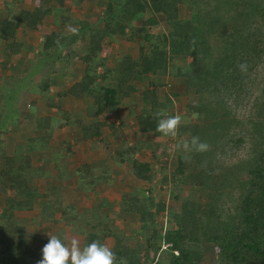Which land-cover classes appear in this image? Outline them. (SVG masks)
Segmentation results:
<instances>
[{"label": "trees", "instance_id": "1", "mask_svg": "<svg viewBox=\"0 0 264 264\" xmlns=\"http://www.w3.org/2000/svg\"><path fill=\"white\" fill-rule=\"evenodd\" d=\"M84 1L35 0L31 10L3 1L0 72H8V81L20 67L10 59L20 48L15 31L39 32L52 9L59 10L56 29L44 35L40 51L54 57L60 70L45 73L38 85L42 99L57 83L51 74L68 72V60L76 56L70 47L78 40L87 44L77 56L81 68L74 82L52 94L61 126L73 133L75 146L88 144L89 161L67 169L60 151L51 158L48 177L32 166L29 153L6 156L0 142V264H37L48 235L75 237L81 246L106 243L116 264L121 258L127 264H201L206 246L216 251L212 264H264V0H98L97 25L73 18ZM111 42L136 49L115 50ZM70 97L83 106L66 109L63 101ZM177 98L189 108L178 113L182 123L174 144L198 136L209 150L188 156L175 150L171 168L138 160L134 154L141 150L158 160L155 113L177 115ZM128 103L145 140L109 151L101 130L113 126L101 118ZM64 144L70 155L71 145ZM104 158L111 159V172L101 167ZM121 168L126 190L116 189L112 197ZM39 178L41 188L34 184ZM61 186L74 188L75 201H64ZM168 187L171 206L164 202Z\"/></svg>", "mask_w": 264, "mask_h": 264}, {"label": "crops", "instance_id": "2", "mask_svg": "<svg viewBox=\"0 0 264 264\" xmlns=\"http://www.w3.org/2000/svg\"><path fill=\"white\" fill-rule=\"evenodd\" d=\"M3 1L11 2L15 8L31 10L35 5V0H0V16H4L5 12L2 9ZM52 14L47 17L41 30L39 32L27 33L20 29L15 31V40L19 43L20 48L17 54L11 55V62L15 65H20L18 71L13 73L10 81L8 72H0V94L2 95V119L3 124L1 130H5V133L1 136L4 153L6 156H13L15 154L20 155L23 153H29L33 158L32 166H39L46 170L49 175L53 174V161L51 158L61 151L62 155L67 156L65 164L67 169H73L81 162H88V144H85L84 148L73 146L72 134L70 129L61 126V119L54 109V99L57 96H53L52 93L60 92L63 87H67L74 82V79L78 75V70L81 68L80 62L77 58L84 52L87 44L84 40H78V42L70 47L72 53L76 56H72L68 60L67 69L68 72L59 79V71L53 72L52 77H57L56 85L49 88V93L45 99L41 98V90L38 85L41 84L44 79L45 73L49 69L60 70V65L54 59V57L47 58L43 52L40 51L41 43L43 42L44 35L47 33L53 34L55 31L56 18L59 15V10L52 9ZM101 4L98 0H86L80 4V7L73 11V18L78 20L90 21L92 24L97 25L101 12ZM55 18V19H54ZM54 19V20H53ZM119 42L117 45H110L113 49L124 50L123 45ZM122 48H121V47ZM132 48V46H131ZM4 57V56H2ZM46 60L47 67H44L42 60ZM70 68V70L68 69ZM47 70V71H46ZM46 71V72H45ZM62 79V82L60 81ZM57 88V90H55ZM44 97V93H43ZM50 100L46 104L44 100ZM42 104V105H41ZM52 122V123H51ZM62 133V134H61ZM35 139L39 140V145L34 149H30ZM30 140L33 142L27 149V144ZM71 143V154H66L63 150L66 147L65 142ZM82 153V154H81ZM79 154L80 158L77 157ZM49 158V159H48ZM69 160V162L67 161ZM103 161V159H102ZM70 163V164H69ZM100 164V163H99ZM48 165L51 168H48ZM62 167V163H60ZM95 166L98 165L93 164ZM44 183L43 178H39L34 182L36 187ZM61 188H68L61 186ZM73 188V187H71ZM1 191V190H0ZM1 194V193H0Z\"/></svg>", "mask_w": 264, "mask_h": 264}, {"label": "rangeland", "instance_id": "3", "mask_svg": "<svg viewBox=\"0 0 264 264\" xmlns=\"http://www.w3.org/2000/svg\"><path fill=\"white\" fill-rule=\"evenodd\" d=\"M160 17L161 16H158L159 19H160ZM157 29H159V28H155L153 31L156 32ZM131 46H132V48H131ZM123 47H124V50L127 49L128 51L136 49V45L133 43H128ZM42 64H43V66L46 64L45 59L42 60ZM44 67H46V66H44ZM60 78H62V77H60ZM60 81L62 82V79ZM171 86H172L171 89H173L172 84H171ZM65 88H66V86L63 87L61 91H63ZM55 90H57V88ZM159 99H160V101H162L163 97L160 96ZM53 101L56 104L59 103L58 99H54ZM63 102L65 103L66 109H69V110H76L77 108L82 107L83 103H84V102L82 103L81 101H78V100L75 101L71 97L66 98ZM186 102H187V100L184 98L173 99V111H174V113L178 114V113H182V111L187 110L189 108V106H187ZM135 109L136 108L134 107V105H132V103H128L125 105H121L120 109L116 113V115L110 114V115H106V116L101 118L104 122H107V125L112 124V126H113V131L111 130V128H108V127L104 128V129L102 128V130H101L102 135L108 136V139L110 141L109 151L110 150L112 151L114 149H120L123 147H128V148L136 147V145L139 141L145 140L146 135L141 134L136 130L135 121H133V119H132V116L134 117V115H135ZM164 112L167 115L170 114L168 110H165ZM65 129H66V127H65ZM3 134L4 133L2 132L0 135V138ZM72 141H73V139H72ZM154 141L155 142L158 141V143L160 144V149H161L159 152V158H158V160H156L155 163L153 161H151L150 153L147 150H143V151L141 150L140 152L134 154L135 157H137V159L141 160V161H148L151 163V165L157 166L159 163H165V165L167 167H169V168L173 167V165L175 163V158H174L175 150L170 151L169 149H170V146L174 145V139L171 137H163L161 134L159 137H156L155 139L153 138V142ZM0 142H1V140H0ZM68 143L71 145L70 142H68ZM72 145L75 146V143H73ZM1 151L2 152L4 151L3 145H2ZM107 153H109V152H106V154ZM103 155H105V154H103ZM77 157L80 158L79 154ZM67 161L69 162V160H67ZM81 163H84V162H81ZM101 167L103 168V170H107L108 172H111V167H113L111 159L110 158L109 159L104 158L103 161L101 162ZM48 168H51V166L48 165ZM121 169L122 170H119V175L116 176L117 177L116 180L112 183V186H111L112 190L110 189L111 192L108 191L112 197H116V195H117L116 193H119V192H114V191H116V189H120L121 191L126 190L125 186L127 185V180H126L127 179V175H126L127 172H126V168H121ZM120 178H121V180H120ZM169 187H168L169 193L166 196V199H164L166 206H171V204H172L170 196H171L173 191L172 190L169 191ZM184 189L186 191V188H184ZM61 194H62V197H63L65 202H67V201L72 202V201H75V199H76V192H75L74 188H70V187L61 188ZM32 230H33V228H32ZM36 230L37 229L35 228V231ZM41 230L42 229H39V231H41ZM45 232H46V230H45ZM215 253H216L215 249H212L211 247L208 248L206 246L204 249H202L201 264H212V263H214Z\"/></svg>", "mask_w": 264, "mask_h": 264}, {"label": "clouds", "instance_id": "4", "mask_svg": "<svg viewBox=\"0 0 264 264\" xmlns=\"http://www.w3.org/2000/svg\"><path fill=\"white\" fill-rule=\"evenodd\" d=\"M67 27L72 32L76 31L71 25ZM56 43L59 44V41L57 40ZM239 68L244 72L247 70V65L240 64ZM155 116L158 117L156 132L163 137L175 139L182 123L181 115H167L163 110H158ZM169 150H180L188 156L192 152L208 151L209 145L202 142L198 136H193L190 140L185 139L170 146ZM48 236L49 241L42 249V259L37 264H116V255L106 243L92 241L81 246V241L75 237L62 240L56 235ZM119 264H127V261L121 258Z\"/></svg>", "mask_w": 264, "mask_h": 264}]
</instances>
